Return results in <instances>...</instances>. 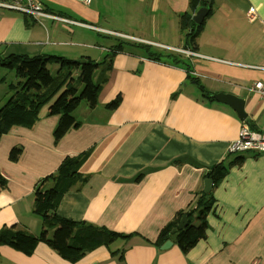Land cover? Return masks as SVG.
I'll return each instance as SVG.
<instances>
[{
	"label": "crops",
	"instance_id": "obj_1",
	"mask_svg": "<svg viewBox=\"0 0 264 264\" xmlns=\"http://www.w3.org/2000/svg\"><path fill=\"white\" fill-rule=\"evenodd\" d=\"M44 6L97 29L0 10L2 55L90 58L99 78L111 69L96 109L76 111L81 126L58 144L59 117L50 116L48 106L32 128L14 127L2 137L0 170L8 185L0 192V229L17 225L40 235L42 221L33 213L37 184L66 157L89 152L80 182L57 213L130 237L74 264H264V152H229L244 126L264 133V99L252 90L264 82V0H213L192 49L181 30L190 0H44ZM161 50L182 63L149 58ZM190 75L211 96L231 93L245 101L246 119L204 97ZM118 96L121 104L108 111ZM14 147L23 148L17 162L9 159ZM220 163L229 170L212 189L207 237L187 254L175 242L168 249L156 246L161 230L195 203L204 175ZM0 264L72 263L40 244L31 256L2 246Z\"/></svg>",
	"mask_w": 264,
	"mask_h": 264
},
{
	"label": "trees",
	"instance_id": "obj_2",
	"mask_svg": "<svg viewBox=\"0 0 264 264\" xmlns=\"http://www.w3.org/2000/svg\"><path fill=\"white\" fill-rule=\"evenodd\" d=\"M201 5L207 6L203 0H190V12L181 17V30L185 34L186 42H189L190 49L196 45L197 36L205 25V21L201 25L193 21V14L202 7ZM149 58L157 61L164 60L174 66L182 63L171 54L160 56L149 54ZM83 60L86 62L82 63ZM50 65L58 66V68L52 69ZM185 65L191 74L190 66ZM97 66L90 58L70 60L47 54L31 56L10 53L4 56L0 53V68H6L19 79L17 85L10 86L12 95L0 108V140L14 127L32 128L37 123L42 109L47 106L50 116L59 117L54 130L56 144L68 132L77 130L81 123L75 118V112L83 103H86L90 110L96 109L99 96L108 82L106 74L111 68L101 73L99 80L95 81ZM188 78L202 91L204 97L214 100L198 78L191 75ZM6 81V77L1 79L3 83ZM121 101V96H118L106 105L107 110L110 112L116 110ZM22 153V147H14L9 155L10 161L17 162ZM89 155V152H85L75 157H66L56 173L43 178L37 184L33 213L42 221L41 234L35 236L17 225L5 226L0 229V248L8 246L26 256H31L40 244H44L58 253L62 259L74 264L99 247L110 250L115 242L127 240L130 237L107 228L86 222H75L58 215L57 209L63 196L71 191L77 182H80V168ZM239 159L242 161L243 158ZM228 167L229 165L224 163L215 165L204 175V180L211 179L215 189L227 176ZM81 182H85V179ZM7 185L8 181L0 170V192L6 189ZM214 204L213 191L209 194L197 193L195 203L187 210L178 212L175 218L161 230L155 245L162 247L176 235L174 242L183 254H187L198 242L207 237L208 216L214 212ZM183 217L188 218V225L178 229ZM174 229L178 230L173 233Z\"/></svg>",
	"mask_w": 264,
	"mask_h": 264
},
{
	"label": "built area",
	"instance_id": "obj_3",
	"mask_svg": "<svg viewBox=\"0 0 264 264\" xmlns=\"http://www.w3.org/2000/svg\"><path fill=\"white\" fill-rule=\"evenodd\" d=\"M84 5H90L92 0H76ZM0 10L12 11L18 14L30 17L34 21L41 23L43 20H52L59 22L62 25L81 26L90 29H97L94 26L86 23L73 20L64 16L50 13L44 6V0H0ZM251 15V13H249ZM172 51L180 52L188 57L198 56L196 52L188 49H172ZM253 92L264 99V82H255L252 86ZM230 153H244V152H264V133L250 129L249 126H244L240 132V139L234 143Z\"/></svg>",
	"mask_w": 264,
	"mask_h": 264
},
{
	"label": "water",
	"instance_id": "obj_4",
	"mask_svg": "<svg viewBox=\"0 0 264 264\" xmlns=\"http://www.w3.org/2000/svg\"><path fill=\"white\" fill-rule=\"evenodd\" d=\"M203 2L207 5L204 7H201L200 9H198V11L194 14L193 16V21L197 24V25H201L206 16L209 14L210 12V6L213 3V0H203ZM86 60H83L82 63H85ZM214 99L220 103H224L227 104L229 106H231L237 113L238 117L241 120H245L246 119V113L244 111V107H245V101H243L242 99L238 98L236 95L231 94V93H217L213 95ZM213 181L211 179H206L204 181V190L203 192L205 194H209L211 193L212 189H213ZM188 225V220L187 217H183V219L181 220L178 229H183L184 227H186ZM178 229H174L173 233H175ZM176 239V235L172 236L171 239L169 241H167L163 246L162 249H168L172 246L173 242Z\"/></svg>",
	"mask_w": 264,
	"mask_h": 264
},
{
	"label": "rangeland",
	"instance_id": "obj_5",
	"mask_svg": "<svg viewBox=\"0 0 264 264\" xmlns=\"http://www.w3.org/2000/svg\"><path fill=\"white\" fill-rule=\"evenodd\" d=\"M155 52H158L157 49L153 48ZM167 53V51H162L160 52V54L165 55ZM53 65H50V68ZM6 77L7 81L6 83H2L0 85V108L7 102L8 98L12 95V92H10V86L13 85H17L19 82V79L15 76L14 73L9 72L6 68L1 67L0 68V80ZM99 80V76L95 75V81ZM193 90H191L193 93H199V90L197 91L194 87L192 88ZM102 93V92H101ZM86 106V103H83L82 106L77 110V114L80 115L83 107ZM204 193V192H203ZM188 220V218H187ZM41 234V233H40Z\"/></svg>",
	"mask_w": 264,
	"mask_h": 264
}]
</instances>
